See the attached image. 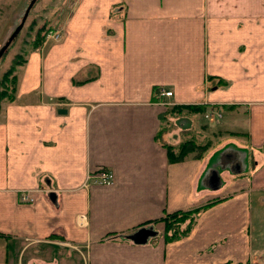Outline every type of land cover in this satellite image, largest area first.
I'll return each instance as SVG.
<instances>
[{"label": "crops", "instance_id": "crops-1", "mask_svg": "<svg viewBox=\"0 0 264 264\" xmlns=\"http://www.w3.org/2000/svg\"><path fill=\"white\" fill-rule=\"evenodd\" d=\"M61 33L0 103V264H264V0H73ZM165 103L233 106L246 158L168 163Z\"/></svg>", "mask_w": 264, "mask_h": 264}, {"label": "rangeland", "instance_id": "rangeland-1", "mask_svg": "<svg viewBox=\"0 0 264 264\" xmlns=\"http://www.w3.org/2000/svg\"><path fill=\"white\" fill-rule=\"evenodd\" d=\"M72 1L0 0V52L2 51L0 53V77L6 69L11 66L13 67L5 83L6 87H10L9 92L16 93L18 78H20L19 76L30 52L45 51L50 44L60 40L62 24L72 5ZM10 37L11 41L8 42ZM42 38V45L34 49L38 41L40 42ZM13 80L15 85L12 90L11 85ZM4 100H1L0 103ZM173 105L168 103L164 106L163 110L166 112L163 113L161 121L162 127L165 128L166 132H169L165 134V138L167 135L173 136V139L170 140L171 144H177L183 139H193L197 144L205 142L206 140H209L211 143L206 150L193 149V151L187 154L188 157L194 156V153H196L201 156L198 159H204L206 161V165L207 162H210L208 167H213L216 163L218 164V156L226 155L227 151H238L237 153L234 152L237 160L246 158L247 151L243 146V137L230 135L224 133V129L222 130V128H227V124L222 122L229 120L227 110L222 109L219 113L214 112V114H208V111L202 109L200 112L192 111L190 113L184 109L180 110L178 107H173ZM170 107L173 108L168 110ZM241 108L243 109L244 107L241 105L237 108L236 112L238 115H242ZM226 131L231 132L233 130L226 129ZM223 161H226V157L223 158ZM250 167L251 169H256L257 166L251 165ZM224 174L226 175V172ZM257 205L255 199H253L252 206L257 207ZM261 216L263 221L260 226V234L257 236L254 235L253 231L256 229L254 223L252 224L251 234L253 237L255 236L258 242L264 243V214ZM188 223L189 219H185L176 228L181 230ZM147 227L152 228L151 225ZM262 245L264 246V244Z\"/></svg>", "mask_w": 264, "mask_h": 264}, {"label": "trees", "instance_id": "trees-1", "mask_svg": "<svg viewBox=\"0 0 264 264\" xmlns=\"http://www.w3.org/2000/svg\"><path fill=\"white\" fill-rule=\"evenodd\" d=\"M10 41H11V37H10L8 42H10ZM42 43H43V38L40 39V42L38 41V43L34 47V49H37L38 47H40L42 45ZM23 62H24V60H23ZM11 69H13L12 66L10 68L6 69L5 72H3L1 77H0V86H1L0 87V101L3 99H5L7 101H13V99H14L15 92L14 93L9 92L10 87H6V84H5L7 81V77L11 72ZM224 84H225V81H223V80L218 81V85H224ZM14 85H15V82L13 80L12 85H11L12 90L14 88ZM173 107H178L180 110L184 109L186 112H190V113H192V111L200 112V111H202V109H204V110L208 111L207 112L208 114H211V113L214 114V112L219 113L220 110H222V109L227 110L228 108H233V106L224 105V104H208V105H204V104L177 105V104H174ZM173 107H170L168 110H170ZM164 112H166V111H163V113ZM163 113L160 115V126L158 128L156 138H161L163 133L166 132L165 128L162 127V123H161ZM218 131H222V130H218ZM223 132L230 134V135L242 134V133L227 132L225 130ZM210 144L211 143L209 140H206L205 142H202L200 144H197L193 139H183V140H180L177 144H171V143H166V142L162 141V146L165 149L166 159H167L168 163L179 162V161L184 160L186 158L198 159L201 156H199L196 153H194L195 154L194 156H190V157H188L187 154L189 152L193 151V149L195 150V148L197 150H206L207 148H209ZM218 200H220V199L210 200V201H208V202H206L200 206H195L191 209L176 210V211H173L171 213L164 214L159 219L160 221L163 222V225H164V232H165L164 238L166 240H171V239L176 238L179 235H184L189 230L191 224L193 223L192 220L194 218V215H196L199 211H201L202 209L206 208L207 206L213 204L215 201H218ZM185 219H189V223L186 225L185 228L178 230L176 227H178V224L183 222ZM174 228L177 230H175Z\"/></svg>", "mask_w": 264, "mask_h": 264}, {"label": "built area", "instance_id": "built-area-1", "mask_svg": "<svg viewBox=\"0 0 264 264\" xmlns=\"http://www.w3.org/2000/svg\"><path fill=\"white\" fill-rule=\"evenodd\" d=\"M156 95H157V99H159V101L163 103V99L171 96V92L160 88L158 89ZM85 182L95 183V184H110L112 182V175L106 169L96 168L90 171L89 173H87Z\"/></svg>", "mask_w": 264, "mask_h": 264}, {"label": "water", "instance_id": "water-1", "mask_svg": "<svg viewBox=\"0 0 264 264\" xmlns=\"http://www.w3.org/2000/svg\"><path fill=\"white\" fill-rule=\"evenodd\" d=\"M32 2V1H31ZM30 2V3H31ZM27 10H28V8H27ZM26 10V11H27ZM26 14V13H25ZM25 14H24V16H25ZM2 52V51H1ZM0 52V53H1ZM59 111H61V112H63V110H61V109H59ZM153 232L152 231H150L149 229H141V230H139L137 233H135L134 235H132L131 237H132V239H133V241L134 242H136V243H142V242H144L145 241V239H146V237L148 236V235H150V234H152Z\"/></svg>", "mask_w": 264, "mask_h": 264}]
</instances>
